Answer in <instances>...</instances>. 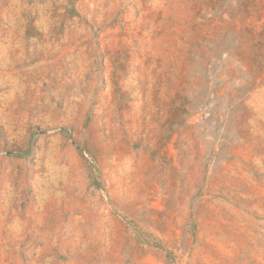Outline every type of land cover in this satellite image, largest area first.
Instances as JSON below:
<instances>
[{
  "label": "rangeland",
  "instance_id": "rangeland-1",
  "mask_svg": "<svg viewBox=\"0 0 264 264\" xmlns=\"http://www.w3.org/2000/svg\"><path fill=\"white\" fill-rule=\"evenodd\" d=\"M263 24L264 0H0V264H264Z\"/></svg>",
  "mask_w": 264,
  "mask_h": 264
},
{
  "label": "trees",
  "instance_id": "trees-1",
  "mask_svg": "<svg viewBox=\"0 0 264 264\" xmlns=\"http://www.w3.org/2000/svg\"><path fill=\"white\" fill-rule=\"evenodd\" d=\"M262 26L263 29L258 36L254 32L250 33L252 40L249 44V59L252 65V82L258 81V79H264V24Z\"/></svg>",
  "mask_w": 264,
  "mask_h": 264
}]
</instances>
